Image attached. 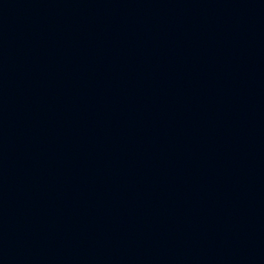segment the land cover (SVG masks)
I'll use <instances>...</instances> for the list:
<instances>
[{"label": "water", "instance_id": "95a60500", "mask_svg": "<svg viewBox=\"0 0 264 264\" xmlns=\"http://www.w3.org/2000/svg\"><path fill=\"white\" fill-rule=\"evenodd\" d=\"M0 264H264V0H0Z\"/></svg>", "mask_w": 264, "mask_h": 264}]
</instances>
